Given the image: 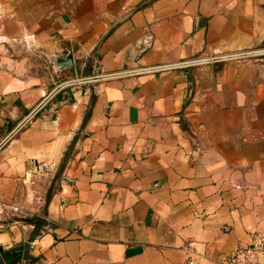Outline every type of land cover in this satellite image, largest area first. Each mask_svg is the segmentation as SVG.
<instances>
[{"label":"crops","instance_id":"1","mask_svg":"<svg viewBox=\"0 0 264 264\" xmlns=\"http://www.w3.org/2000/svg\"><path fill=\"white\" fill-rule=\"evenodd\" d=\"M263 48L264 0H0V142L68 79ZM257 231L264 54L67 86L0 149L14 264H219Z\"/></svg>","mask_w":264,"mask_h":264},{"label":"water","instance_id":"2","mask_svg":"<svg viewBox=\"0 0 264 264\" xmlns=\"http://www.w3.org/2000/svg\"><path fill=\"white\" fill-rule=\"evenodd\" d=\"M264 54V48L263 49H257L253 51H246L242 53H236L231 55H220L210 58H202V59H195L192 61H185L177 64H171V65H163L160 67H154V68H142V69H135L130 71H124V72H118V73H111V74H102V75H96V76H90V77H83L79 79H68L66 81L61 82L56 87H54L50 93L45 96L29 113L24 117V119L18 123L11 131L10 133L0 142V149H2L15 135L16 133L43 107L45 106L50 99L61 89L74 85L77 83H83V82H90L94 80H99L103 78L113 77L117 75H123L128 73H139L142 71L147 70H153V69H163V68H169V67H178V66H185V65H192V64H198V63H204V62H210V61H220L225 60L229 58L234 57H247V56H253V55H260ZM50 61L54 64V67L57 70L63 71L67 70L72 66L73 63V55L72 52L69 51L64 57H60L58 55H51ZM23 248H19L15 250V252H22ZM0 264H6L4 257L2 253L0 252Z\"/></svg>","mask_w":264,"mask_h":264},{"label":"built area","instance_id":"3","mask_svg":"<svg viewBox=\"0 0 264 264\" xmlns=\"http://www.w3.org/2000/svg\"><path fill=\"white\" fill-rule=\"evenodd\" d=\"M12 211H20L18 205L12 206ZM191 259L189 264H193ZM219 264H264V231H257L253 235L252 242L241 245L233 252L225 255Z\"/></svg>","mask_w":264,"mask_h":264},{"label":"trees","instance_id":"4","mask_svg":"<svg viewBox=\"0 0 264 264\" xmlns=\"http://www.w3.org/2000/svg\"><path fill=\"white\" fill-rule=\"evenodd\" d=\"M47 200H50V195L47 197ZM36 218H39V217H36ZM39 220L33 219L32 221L35 222V224L37 225L39 223ZM14 254H15L14 252H10V253L4 255V260L10 261L12 259V257L14 256Z\"/></svg>","mask_w":264,"mask_h":264},{"label":"rangeland","instance_id":"5","mask_svg":"<svg viewBox=\"0 0 264 264\" xmlns=\"http://www.w3.org/2000/svg\"><path fill=\"white\" fill-rule=\"evenodd\" d=\"M51 190H52V189H51ZM39 219L42 220L40 217H39ZM5 262H6V264H11L13 261H8V260H6ZM13 264H14V262H13Z\"/></svg>","mask_w":264,"mask_h":264}]
</instances>
